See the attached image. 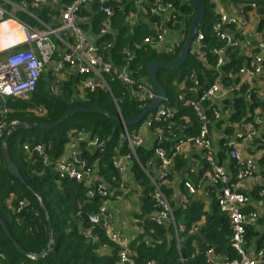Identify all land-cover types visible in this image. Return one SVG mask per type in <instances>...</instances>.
Segmentation results:
<instances>
[{"label":"trees","instance_id":"16d2710c","mask_svg":"<svg viewBox=\"0 0 264 264\" xmlns=\"http://www.w3.org/2000/svg\"><path fill=\"white\" fill-rule=\"evenodd\" d=\"M72 1L61 0L60 4L64 7ZM155 1L147 0V3L141 7L127 1L121 4L109 1L107 6L113 10V15L109 19L100 11L96 2L88 9L83 7L78 14L79 27L95 39L98 56L102 61L118 69L126 68L127 74L135 81L148 80L146 73L148 64L176 59L195 14L190 0H159L163 6L168 3L173 5L175 19L165 23L164 26L181 38L180 47L176 48L172 54L159 53L151 47L141 46V42L152 35L147 23L159 18L150 12ZM200 1L205 10L200 27L204 36L201 46L189 52L186 61L179 69L157 72V81L166 96L163 105L175 111L174 118L153 123L148 129L152 136L150 146L141 145L134 148L137 162L131 158L130 172L133 182L142 189L144 195V198L139 199L141 207L138 216L144 226L143 233L131 243V249L133 248L132 250L136 252V256L133 257L138 264L149 262L152 264H217L216 260L212 262L207 260L208 249L217 250L218 255L226 261L238 259L231 246L228 216L220 211L217 204V188H208L207 192L212 200L209 211H205L204 204L201 202L184 205L171 200V183L175 178L181 177L180 185L184 188V176L189 172L187 161L181 154L175 155L170 170L158 182L172 208L175 225L185 226L187 230L179 235L180 245L175 243L173 228L169 223L157 225L151 220L155 215L156 207L152 199L153 187L148 175H152L151 170L154 164L159 167L155 150L159 147L171 156L179 143L196 138L200 132V121L187 103L195 95L188 93L187 88L195 87L197 82V86L202 91L215 81L219 72L237 73L245 61L250 62L239 53V50H226V64L219 70L215 69L217 57L213 54V49L221 48L223 43L216 40L211 32L212 24L215 22L213 7L208 0ZM229 1L221 0L224 6L238 4L232 1L230 4ZM257 12L261 17L264 16L263 8H259ZM31 13L44 24L56 25L61 11L55 12L52 5H47ZM20 19L41 29L28 15H21ZM107 20H109L110 32L101 35ZM262 29L261 27L259 30ZM125 51L133 54L130 62L126 60ZM202 57L206 59V65L203 64ZM55 59L57 60L55 57L53 61H56ZM49 67L50 70L48 67V69L45 68L37 81L35 91L25 100H5L4 108L7 109V113L0 117V121L5 123L0 138V218L11 240L32 256L19 254L0 227V255L3 256L0 264H114L117 261V249L108 241L102 224L91 231L93 239L85 238V233L90 228L88 218L98 212L104 200L97 196L89 198L88 190L83 183L60 179L54 167L56 162L65 155L66 146L73 142L79 133L88 134L91 138H97L103 145L100 151L87 149L85 144H80L81 159L85 161L87 167L94 170L95 178L97 177L100 183L113 188L118 187L121 178L112 166L113 159L130 154L123 138L122 128L102 115L77 113L50 130L15 131L8 140L7 149L11 162L17 167L27 186L9 174L2 155V139L13 123H53L65 112L74 108L104 110L128 121L135 119L147 106L137 100L135 87L123 85L111 73L102 76L106 87L98 85L93 92H80L77 91V84L82 77L69 74L64 82L59 83L54 77V69ZM191 75L192 78H190ZM227 80L223 81V87L229 85ZM53 84L54 91L51 92L49 87ZM247 91L248 87L243 86L240 93H236L232 99L222 100V112L227 120L225 124L230 126H224L223 137L218 144L215 161L219 165H224L228 161L227 156L230 152L228 140L234 124L250 121L251 116H248V113H254L257 108L264 110V103L252 91L248 92V101L245 99L244 94L246 95ZM183 93L186 94L185 98L180 101L178 96ZM0 106H2L1 102ZM39 107L45 110L44 117L36 114L35 110ZM203 108L212 127L220 130V126L224 123L215 122L217 120H214L209 103L206 102ZM225 110H229L230 114H226ZM143 122L144 120L138 125L127 127V133L136 135ZM159 137L162 140L160 145L157 144ZM25 144L30 145L31 148L36 145L43 146L44 154L33 152L27 155L23 150ZM196 159L200 166L198 165L197 173L193 174L195 187L200 186L198 184L200 181H204L203 177L206 173H211L210 164L203 153ZM262 162L264 163V158ZM228 164L232 174L231 183H233L236 174L235 165L232 161ZM97 178L96 181L99 182ZM153 178L157 177L153 175ZM256 192L254 190L250 194L253 199H256ZM39 199L43 201L51 220L53 245L49 248L48 225ZM21 201H25L26 206L17 212L18 202ZM9 202L12 209L8 208ZM246 211L244 210L245 213ZM263 221L259 218L256 224L245 227L244 240L247 250L251 248L257 252L264 249V232L256 231V226ZM197 224L200 225L199 232L207 240L206 245L197 234L188 232ZM145 238L149 242H146ZM47 249L49 253L46 256L41 259L35 258Z\"/></svg>","mask_w":264,"mask_h":264},{"label":"built area","instance_id":"2783aa9c","mask_svg":"<svg viewBox=\"0 0 264 264\" xmlns=\"http://www.w3.org/2000/svg\"><path fill=\"white\" fill-rule=\"evenodd\" d=\"M109 1L117 4L127 1L140 7L144 3H147V0H73L63 11L56 25L43 26L44 29H38L23 22L20 16L28 15L38 25H44L31 12L41 9L45 6L47 0H0V53H5V56L0 59V100H4V102L6 99L25 100L29 94L35 91L37 81L43 71L56 57L57 61L52 64L54 73H62V70L66 67L68 74L82 77L78 83V91L93 92L98 85L106 87L102 76L111 73L123 85L135 87L137 100L145 106H148L155 98V92L150 87L151 85L145 83V81H135L127 74L126 68L118 69L108 62H103L98 56L95 39L89 36L88 33L85 35L84 31L79 27L78 14L80 10L83 7L88 9L95 2L99 5L100 11L108 19L111 18L113 10L107 6ZM208 1L213 7L215 18V22L211 28L212 35L216 40L223 43L221 48L213 49V54L217 57L215 69L219 70L226 64V50H240L242 45L247 43L246 40L250 36L244 35L248 32L252 20L254 18H260L255 35L252 38V43L254 44L250 48V50H256L257 53L252 55L251 63L245 61L242 68L237 73L229 74V77H232L233 82L236 83L238 80L243 79L242 76L250 80H256L260 76H264V22H262V20L264 21V16L261 17L257 12L259 8L264 9V3L260 5L258 3H238V6L233 4L232 7L226 8L221 0ZM119 8L121 9V7ZM150 12L153 16H159V18L154 21L150 20L147 23L149 29H152V35L151 37H146L141 42V46L150 47L152 45H158L161 53L172 54L176 48L180 47L181 42L180 37L170 38L169 36L172 32L164 26L165 23L175 19L173 5L168 3L166 6H163L159 3V0H156L155 4L150 8ZM261 27L263 29L259 30ZM244 29L247 30L246 33H244ZM235 30L240 32L237 34V37L235 36ZM109 32L110 26L109 20H107L105 28L101 30V35H106ZM9 37H11V42L8 43L6 39ZM203 40V32L199 28L193 40L192 48L198 49ZM250 55L251 53L248 57ZM125 56L127 62L133 59L131 52L125 51ZM202 62L206 65V59L204 57H202ZM54 77L59 83L66 80L62 75L60 78L55 75ZM190 78H192V75ZM260 80H262L261 84L264 87V79ZM221 86L222 84H214L202 91L195 90L192 87L187 88L186 91L188 93L195 95L187 103L199 119L201 128L196 138H191L186 141L196 148H199L209 162L211 167L210 183L212 187L217 188L218 207L221 212L227 214L229 219L231 246L236 252L238 259L231 261H226L225 259L224 264H263L264 249L251 253L245 248L244 240L245 227L256 224L261 216L254 209L248 213H245L244 210L247 208L246 206L250 200V195H247L245 186L249 179L256 181L255 187L260 188L258 196L264 198V169L257 168L256 160L243 158L241 151L242 148L250 149L256 143H259L261 146L264 143V110H260L259 108L255 109V111L260 110V113H255L254 111L253 117H250V120L252 119L251 122L248 121V123L243 122L240 124L244 129L247 126L250 129L228 140V147L230 148L228 158L234 163L236 169L235 180L231 183V172L225 166L219 165L215 161L216 153L213 150L210 131L212 123L203 108V105L212 98H217L221 95L223 100L231 94L238 92L237 85L233 87L231 85L227 87L222 86L224 89ZM50 91H54L53 85L50 86ZM249 91L251 90L248 89L247 91V99H249ZM254 93L260 98L257 90ZM185 95V93L180 94L178 99L183 101ZM165 101L166 99L150 116L144 119L141 127L149 129L153 123L174 118L175 111L168 106H164ZM4 102L0 107V117H3L7 113V109L4 108ZM211 111L214 120H217L215 122H218V111L214 108ZM35 112L41 117L46 115L45 110L41 107L36 108ZM4 128L5 123L0 121V138ZM123 138L130 154L113 159L112 166L119 175H122L126 171L129 161L131 162V158L137 161L134 148L142 145L141 138L138 135L128 134L126 130H123ZM85 140L87 141L86 145L88 149H98L101 151L103 143L97 138L89 137L87 139L84 134L78 135V142ZM161 143L162 140L159 137L157 144L160 145ZM73 146L75 145H70V147ZM180 147L181 145L179 143L171 156L158 147L155 150V155L159 162V175L157 178H152L148 175L151 186L153 187L152 199L156 207L155 215L151 220L157 225L169 223L173 228V239L177 245H180L179 235L184 234L187 230L185 226L175 225L172 208L160 189L158 182L170 170L173 158L176 154H180ZM23 150L27 155H31L33 152L40 155L44 154V148L41 145H36L31 148L30 145L25 144L23 145ZM262 157L260 160H262ZM54 168L60 179L83 183L88 190L89 198L97 196L104 200V204L99 208L98 212L89 216L90 228L86 231L85 238L87 240L93 239L91 231L96 226L102 224L108 241L117 249V261L114 264H138L134 260L130 241L120 236L116 230L107 225L109 215L106 210V203L111 195L109 187L104 183L96 181L94 170L86 166L85 161L81 159L78 152H70L68 155L63 156L56 162ZM229 174H231V178ZM183 187L189 194H195V188L189 182L184 181ZM259 203L264 206V201H259ZM24 206H26L25 201L18 202L17 212ZM8 208L12 209L10 202L8 203ZM199 229L200 225L197 224L188 232L189 234H196L199 232ZM206 256L209 262L216 260V255H214L212 249L206 251ZM2 259L3 256L0 255V260ZM146 264L152 263L149 262Z\"/></svg>","mask_w":264,"mask_h":264},{"label":"crops","instance_id":"0c3cea01","mask_svg":"<svg viewBox=\"0 0 264 264\" xmlns=\"http://www.w3.org/2000/svg\"><path fill=\"white\" fill-rule=\"evenodd\" d=\"M60 1L61 0H47V2H45V6L52 5L54 7V10H55L56 6H59L58 11H61V14H62L63 11L66 9V7L69 4L67 6L62 7L60 4ZM185 3H187V1H185ZM232 5H229L228 7L225 6V7L229 8V7H232ZM58 11H55V12H58ZM61 14L57 17V22H58V19L61 17ZM213 15H214V12H213ZM259 22H260V18L259 19L254 18L252 20V24L249 27L248 32L244 35V36H250V37L247 38V40H246L247 43H244L239 50V53H241L244 57L248 58L250 60V63L252 62V55L257 53L256 50H250V48L253 47L254 43H252V38L255 35V32H256L255 30L258 27ZM43 26H48V24H44V25L40 26L41 29H44ZM150 31L152 32L151 28H150ZM84 33H86V32H84ZM238 33H240V32L235 30V36L236 37H237ZM169 37L174 39L176 37H179V35L172 32V34H170ZM6 42H8V43L11 42V37L7 38ZM22 48H25V47H22ZM191 50H193V48H191ZM157 51L159 53H161L159 48H157ZM250 53H251V55L248 57V55ZM4 56H5V53H0V59H2ZM56 61H53L49 66H51V68H53L52 64ZM215 64H214V67H215ZM49 66H48L49 69L47 68L48 70H50ZM65 70H66V67L62 71H65ZM232 76H234V75H232ZM242 78L243 79L238 80L236 83H234L232 77H229V74L221 71V72H219V75L215 79V81L208 86H211L214 84H216V85L222 84L223 85V81L228 79L227 82L229 83V85H231V87H233L234 85L238 86V92H236V93H240L241 87L247 86L248 89H250L253 93L255 90H257L258 95L261 98L260 100L264 103V87L261 84L262 80H260V79H264V76H260L256 80H250L244 76H242ZM231 80H232V83H231ZM192 88H195V90H200L199 87L197 86V82H195V87H192ZM221 88H222V86H221ZM222 89H224V88H222ZM78 90H79V88H78V84H77V91ZM235 94H231L229 97H226V98L232 99L234 96H236ZM244 97L248 101L247 96L245 94H244ZM0 102L2 105L4 100H0ZM208 103H209V108H214L218 111V113H219L218 122L220 121V122L224 123V125L220 126V130H217L215 127H212L210 129L211 139H212V144H213V150H215V153H217V151L219 149L218 144H219L221 138L223 137L224 126H230V124L229 125L225 124L227 122V120H225L226 116L222 112L223 105H222L221 95H219L217 98H212L211 100L208 101ZM224 112L226 114H230L229 110H225ZM255 113H260V110H256ZM249 115L251 117H253L254 114L249 112L248 116ZM251 121H252V119L249 122H251ZM251 128H252V125H251ZM249 129H250L249 126H247L246 129H244V127L241 126L239 123L234 124V127L231 129V137L230 138H233L236 135H238L239 133H243L244 131L249 130ZM79 134H84V133H79ZM78 135H77V137H78ZM84 135L87 137V139L89 137H91L88 134H84ZM136 135H138V137L141 138V144L142 145L147 146V147L150 146V144H151L150 141L152 139V136L149 133V130L147 128L140 127L139 130L137 131ZM77 137L75 138V140L73 142H71L70 144H68L66 146L64 156L68 155L70 152H78L80 157H81V151L79 149V146H80V144H85V146L87 148V145H86L87 141L85 140L82 142H78ZM224 137H226V136H224ZM72 144H74L75 146L70 147V145H72ZM180 145H181L180 154L183 155L184 158L186 159L187 167H188V171H189L188 174L184 176V178H185V181L189 182L195 188V194L191 195L188 193V191L185 188H182L180 185L181 177H179V178L177 177L171 183V186H172L171 200L175 201V203L184 204V205L185 204L190 205L193 202H201L204 204L205 211H209L210 206L212 204V200L210 199L207 191H208V188H212L211 183H210L211 173L210 172L206 173L205 177H203L204 181L203 182L200 181L198 183L200 186H197V187H195L194 178H193V174L197 173L198 167L200 166L198 159H196V157L197 156L200 157V155L202 154L201 150L199 148H196L195 146L191 145L187 141L181 142ZM241 153H242L243 158H251V159L256 160L258 169H264V163L262 162V160H260L261 156H263L262 159L264 158V146H261L259 143H256L255 146H252L250 149L242 148ZM259 160H260V162H259ZM229 161L230 160L228 158L227 163H225L223 166H225V168L230 172V168H229V164H228ZM131 165L132 164L129 161V164H128L126 171L122 175H120L121 183L119 184L118 187L116 186L113 188L111 186H108L110 189L111 195H110L109 200L106 203V210H107V213L109 215V222L107 223V225L111 226L114 230H116L120 234V236L127 238L130 241V243L135 242L138 239V237L140 235H142L143 227H144L143 223L138 219L139 210L141 207V202L139 199L144 198V195H143L142 189L140 187H138L137 185H135L133 182L132 175L130 172ZM156 169H157V174H156V177H157L159 175V167H156ZM150 176L153 178V175H150ZM97 180L100 182V180L98 178H97ZM245 186H246L247 195H250L254 190L257 191L256 192V199H253L251 196H249L250 200L248 201V204L246 206L247 208H245V210H247L246 213H248L254 209L260 214V216H261L260 219L264 220V206L260 205V203H259V201H264V198H261L260 196H258V191L260 190V188L255 187L256 181L255 180L252 181V179H249L247 184H245ZM256 231L264 232V221L262 224H259L256 226ZM199 233L200 232H198L196 234L198 235ZM144 240H146V242H149L146 238ZM248 251L251 253L255 252L251 248H249ZM132 254H133V256H136V252L133 250H132ZM215 258H216L217 264H224V262H225L224 258L220 257L219 255L215 256Z\"/></svg>","mask_w":264,"mask_h":264},{"label":"water","instance_id":"95a60500","mask_svg":"<svg viewBox=\"0 0 264 264\" xmlns=\"http://www.w3.org/2000/svg\"><path fill=\"white\" fill-rule=\"evenodd\" d=\"M233 3H264V0H230ZM190 5L195 10V14L192 18L191 24L187 30L186 38L180 48V51L173 61H159V62H152L148 64L146 68V73L148 75V80L145 81V83H148L151 85L155 92V98L148 104L147 108L143 110L135 119L125 121L123 120L119 115L113 116L109 114L108 112L104 110L99 109H83V108H74L70 111L65 112L59 120L53 122V123H47V124H27V123H15L10 127L5 137L2 139V155L4 159V163L8 169L9 174L17 179L19 182H21L24 186H27L25 181L23 180L22 176L19 173V170L17 167L11 162V159L9 157L8 149H7V143L11 135L17 131V130H27V129H38V130H50L61 123H63L68 117H71L74 114L77 113H83V114H98L102 115L105 118L109 119L116 125L122 128V130H126L129 126L138 125L144 120L147 116H150L151 113H153L166 99L165 92L161 85H159L157 81V72L159 70H176L179 69L184 62L186 61L188 54L193 47V40L195 39L197 32L199 28L201 27V24L203 22L205 10L203 5L201 4L200 0H190ZM59 10V6L55 7V11ZM153 50H157L159 48L158 45H152L150 46ZM97 84V82H95ZM151 174L156 177L157 169L156 165L154 164L152 166ZM229 177L231 178V174H229ZM41 209L43 211V214L46 218L47 225H48V237H49V243L48 248L53 245V231L51 227V220L49 217V214L46 210V207L41 199H39ZM0 227L2 228V231L6 234L7 238L11 240V236L6 229L2 219L0 218ZM198 237L202 240L203 244H207V240L205 236H203L201 233L198 234ZM13 246L17 250L19 254L25 255L27 257H32L29 253L24 252L13 240H11ZM49 253V249H47L44 253L37 255L36 259H41L44 256H46ZM214 255H218L217 250H213Z\"/></svg>","mask_w":264,"mask_h":264},{"label":"rangeland","instance_id":"374dc122","mask_svg":"<svg viewBox=\"0 0 264 264\" xmlns=\"http://www.w3.org/2000/svg\"><path fill=\"white\" fill-rule=\"evenodd\" d=\"M229 3L232 4L230 1H229ZM235 6H238V4H236ZM226 7H228V6H226ZM246 32H247V30L244 29V33H246ZM85 35H87V34L85 33ZM54 75L57 76L58 78H60L62 75L63 78H65V79H67V77H69L68 70H65L62 73H58V74L54 73ZM53 86H54V84H53ZM49 90H50V87H49Z\"/></svg>","mask_w":264,"mask_h":264}]
</instances>
